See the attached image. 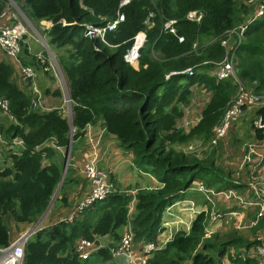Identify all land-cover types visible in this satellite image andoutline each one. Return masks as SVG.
Listing matches in <instances>:
<instances>
[{"label":"trees","instance_id":"obj_1","mask_svg":"<svg viewBox=\"0 0 264 264\" xmlns=\"http://www.w3.org/2000/svg\"><path fill=\"white\" fill-rule=\"evenodd\" d=\"M11 1L35 25L39 20L51 21L46 42L59 57L72 113L68 119L59 108L33 109L30 93L12 78L14 66L0 58V99L8 101L10 115L2 120V133L8 139L20 137L24 146L19 155L9 156L11 166L0 177V246L19 236L21 223L36 222L51 201L66 205L68 187L75 181L70 161L52 199L64 161L58 149H64L71 138L73 150V141L83 135L85 126L98 120L131 153L132 163L160 186H136L131 195L127 193L130 187L121 189L114 181L117 190L92 203L74 222L61 221L36 230L25 243L22 264H119L111 250L119 245L124 228L130 226L134 246L155 244L165 229L164 211L177 200L197 194L189 190L194 181L206 187L219 182L215 190L239 188L228 172L219 173L213 152L208 161H201L178 145L210 144L213 127L236 94L238 84L231 78L217 79L214 69L224 57L220 40L227 30L246 22L252 10L250 0H132L123 7L118 6L120 0H0V15ZM191 10L201 12L199 21L186 18ZM118 11L124 20L106 33L108 45L83 35L85 24L103 25ZM166 19H176V32L183 35V42L162 30ZM139 31L146 40L135 66L123 55ZM244 36L235 50L238 77L255 93H264V15L248 24ZM194 42L196 50L192 49ZM65 47L70 49L62 51ZM23 52L27 53L25 45ZM187 68L192 69L191 75L183 72ZM195 84L209 96L198 120L186 128L179 121ZM256 115L263 128H256L255 135L262 139L264 106L257 108ZM133 199L134 209L129 213ZM192 217L189 229L174 230L143 264H218L224 256L230 264H259L248 253L259 244L258 239L250 241L235 231L223 238L217 232L205 236L209 214ZM255 220L256 210L251 217ZM263 226L264 216L251 230L258 233ZM108 234L112 243L89 257L82 259L75 252L77 240L97 244L99 237Z\"/></svg>","mask_w":264,"mask_h":264},{"label":"built area","instance_id":"obj_2","mask_svg":"<svg viewBox=\"0 0 264 264\" xmlns=\"http://www.w3.org/2000/svg\"><path fill=\"white\" fill-rule=\"evenodd\" d=\"M132 0H120L119 7H123ZM250 5H253L254 10L250 12V15L247 17L246 22L239 24L233 29L227 30L225 35L220 40L221 45L224 47V57L222 60L216 63L214 69V75L217 79H233L238 87L240 84L245 86V83L241 81L238 77V66H237V57H236V47L244 39V33L248 27V24L255 19L260 18L264 15V0H250ZM150 16L152 13L149 14ZM5 11L0 15V52L4 54L7 58L10 59L13 66L17 68V73L21 79V82L27 84L30 82L32 86L31 97H32V107L33 109H42L43 111H49L53 108H49L46 105L41 103L42 95H39L37 89V76L34 68L31 65H24L20 62L19 56L22 50L20 41L22 35L26 33L25 28L22 24L16 22H6L4 19ZM201 12L196 10H191L186 13V18L192 21H199L201 19ZM9 18H15V15L12 14ZM124 20V15L121 12H117L116 17L112 20H107L103 25H93L85 24L83 35L89 38H97L102 43L108 45L106 41V33L114 31L118 24ZM176 19H166L162 23V30L164 32H169L174 34L177 37L178 42H183V35L177 34L176 32ZM146 40V35L143 31L137 32L132 38V44L123 55V59L132 65H137L138 59L140 58V49L144 46ZM49 56L48 66H44L45 71H52L53 75L61 79V76H58V66L55 62V57L52 51H50L49 46L46 44ZM94 48L97 47L94 45ZM197 42L192 44V49L196 50ZM189 75L192 74V69L187 68L183 71ZM241 81V82H240ZM20 82V85H21ZM247 86V85H246ZM22 87V86H21ZM25 89V88H23ZM262 95L255 93L250 87L241 88L237 94L230 100L222 118L220 121L213 127V133L210 143L217 144L218 141L222 140L229 130L232 128L233 124L237 119L242 115L244 109L254 108L264 104ZM63 115L68 119L71 117V106L72 101L67 95L64 98ZM8 112V101L6 99H0V125L2 120L9 118ZM186 127V126H184ZM252 128H263L261 119L259 116H256L252 120ZM24 146L22 139L20 137H14L11 139L6 138L0 128V177L11 166V160L9 156L11 154L19 155L23 150ZM255 153V149L252 145H249L247 154L245 155V161H251V154ZM83 172L85 178L88 181V188L86 192L79 197L73 207L70 209L68 214L62 216L58 222L72 223L78 217H80L83 212L92 205L97 200L103 199L109 194L117 190L116 184L107 170L100 168L96 165L93 159L87 160L83 164ZM10 177H12L10 175ZM250 188L253 190V195L251 197H244L240 195L235 188L215 190L213 188H207L202 183L194 181L189 190L193 189L194 191L200 192L204 195L206 203L202 205L195 204L192 200H185L186 203L190 205L186 207L190 211L192 216H195L201 212L209 213V219L207 220V225H210L216 219L221 217L219 211L214 210L215 201L217 199H222L225 202H230L234 200L239 206L243 208L253 207L256 208V220L251 221L250 223L254 225L259 217L264 216V173L257 174L256 178H253L250 182ZM123 190H121L122 192ZM136 192L135 188H131L127 191L128 194L134 195ZM134 202V199L131 201ZM130 213V209H129ZM234 214L235 212H229ZM57 223V222H56ZM164 225V224H163ZM30 229V228H29ZM29 229L20 234L15 240L10 242L6 246H0V264H22L24 256V246L28 238L33 233H28ZM209 234L210 231L205 229ZM259 234V244L254 247L252 257L256 258L259 264H264V226L257 233ZM170 236L166 239L164 244ZM159 238L157 237L155 244L154 243H143V248H140L142 253L149 254L154 250H157L162 247L159 244ZM105 247L101 246L100 243H95L94 241H88L83 238L77 240L75 245V252L82 259L87 258L94 252L97 248ZM135 246L133 244V234L130 229V226H126L123 230L119 245L116 248L111 250L113 257L121 256L124 258V261L128 264H143L146 260L142 259L140 262H136L133 252Z\"/></svg>","mask_w":264,"mask_h":264},{"label":"crops","instance_id":"obj_3","mask_svg":"<svg viewBox=\"0 0 264 264\" xmlns=\"http://www.w3.org/2000/svg\"><path fill=\"white\" fill-rule=\"evenodd\" d=\"M4 19L6 20V22L9 23L15 22L14 19L9 17L4 16ZM37 24L42 30V36L44 35L43 37L44 40L46 41L47 30L52 25L51 21L39 20ZM35 41H37L39 44L34 43L33 40H31L27 31L22 35V42L24 43L22 44V46L25 45L28 51L27 53L24 52L22 53L21 50L19 56L20 62L24 65H31L34 68L37 76V89L39 91V95L41 93L42 97L47 102L48 99L50 100L45 105L49 108H59L60 110L63 111V109L65 108L63 101L68 94L67 95L65 94L66 91L63 85L60 84V86L57 87L56 84L52 82L53 79L49 77V75L48 76L45 75L46 71L44 69L45 66L44 61L46 58L43 55V50H41V48L44 46L39 40H35ZM53 54L55 57L56 54L54 51ZM0 58L8 59L4 54L1 53H0ZM16 68L17 67L14 65V69L17 72ZM15 71L13 73L12 78L21 87L20 77L18 73L17 74L15 73ZM57 90L59 91V95L54 94V92ZM191 91H192L191 102L194 101V95L200 96L203 95L204 93L206 94L204 100L202 102H198L201 105L199 108V115L197 117L198 120L202 106L208 100L209 93L206 92L204 89H202V87L197 86L196 84L191 87ZM260 95H262L264 100V93H260ZM261 106H264V104ZM258 107L260 106H257L254 108V110H252V114L250 116L251 117L254 116L253 119L256 118L257 116L256 110ZM248 109H252V108H248ZM246 110L243 111L242 115ZM251 130H252L251 136L249 137L247 143L244 144L250 143V145H252V147L255 149V153L251 157V162H248L249 168L245 169L243 172L245 173L243 179L239 178V180H233L234 182H237L239 186V188L235 190L244 197H251L253 195L254 192L250 188V182L251 180H253V178H256L257 174L264 173V137L262 139H258L255 135V129H251ZM74 143H75V149L73 150L71 149L72 156H70L69 168L71 170L70 172L71 178L74 179L75 181L70 183L68 187L67 203L64 206L61 204L52 205L47 211V213L44 215V217L41 219V221L39 222L41 228L53 226L56 222H58V220L62 216L68 214V212L76 203V201L79 199V197L86 192L87 187L89 185L83 172V164L87 160L93 159L98 167L103 168L108 172H110L113 180L120 186L121 189L125 188V186L129 187L128 183H130V181L133 185V187L131 188H135V189L136 186L141 188H152V187L154 188L160 186V183L152 175L142 171L132 163L131 153L124 151L120 147L119 141L117 140L115 135L105 132L103 126V120H98L92 124L86 125L85 128L83 129V135L77 138L76 140H74L73 144ZM46 145L52 146L51 143H47ZM58 150L59 152H63V149H58ZM133 203L134 202H132V204L130 205V211H133L134 209ZM173 206H175V203L172 206L166 208L168 209L167 211L172 209ZM174 209L175 208H173L172 211H174ZM236 209L240 210L239 212L242 213V219L244 218L249 222L251 221V217L254 215L256 210V208L253 207H250L248 209V208H240L239 206L236 205L235 208L234 206H232V208L226 210V212H235ZM167 211L166 213H168ZM176 212H178V210ZM220 218L213 221L212 224L218 226V224L220 223ZM192 219L193 217H191L190 214L184 215L182 213L181 214L176 213L174 215V212H172V215L168 216L167 214L163 213V218H162L163 224L167 223V221L172 222V224L170 225H168L167 223L168 227L163 225L165 228L164 231L166 233L167 232L166 229H168V233H169L170 228H171L170 231L178 230V228H181L182 230L189 229ZM32 225L33 223H21L19 225V235L22 234L27 229L31 228ZM169 236L171 237V234H169ZM98 243H100L101 246H107L108 244L112 243V238L109 234L101 236L98 238ZM254 247L250 248V250L248 251L249 254H252ZM140 248H143V246L142 245L135 246L133 252V256L136 262H140L142 259L144 258L146 259L151 255V253L149 254L142 253ZM113 258L115 261L116 259H119V262L116 261L119 264H128L124 261V258H122L121 256H116Z\"/></svg>","mask_w":264,"mask_h":264},{"label":"rangeland","instance_id":"obj_4","mask_svg":"<svg viewBox=\"0 0 264 264\" xmlns=\"http://www.w3.org/2000/svg\"><path fill=\"white\" fill-rule=\"evenodd\" d=\"M251 6H252V11H253L254 10L253 5H251ZM4 11H5V17H10L12 14L15 15V18H13L15 20V22L23 25V27L25 28V30L29 34V37L31 38V40H33L34 43L39 44L35 40H39L42 43V45L44 47H42L41 50H43V55L46 58L44 61V64H45V66H48L49 56H48V50L46 47L47 42L44 40V37H43L44 35L42 36V30L40 29L39 25L38 24L35 25L30 20H28L25 17V15L22 13V11L12 1L5 8ZM20 44H21V46H22V44H24L22 42V39L20 41ZM48 49H50V48H48ZM69 49H70L69 47H65L62 49V51H67ZM50 51H52V50L50 49ZM52 53H53V51H52ZM58 58L59 57H56V55H55V62H57V66L59 69L58 76H61V79L56 78L53 75L52 71H50V72L46 71L45 75L46 76L49 75V77H51L53 79L52 82H54L57 87H59L60 84L63 85V87L65 88V91H66L65 94L67 95L68 91L66 88V82L64 79L63 71L58 64ZM8 60H10V59L8 58ZM15 73L17 74L16 71H15ZM20 82H21V79H20ZM21 86H22V88H25L26 92L31 93L32 86L30 85V82H28L27 84H24L23 82H21ZM244 87L249 88L250 86H248V85L244 86L243 84H240V86L237 88L236 94L241 88H244ZM40 95H41V93H40ZM205 96H206L205 93L203 95H200V96L194 95V101L191 102V100H190L191 105L189 102V105L185 106L184 116L182 117V119H180L179 125L186 126V128H188L189 126L193 125L197 121V117L199 115V108L201 106L200 103H198V102H202L204 100ZM191 99H192V96H191ZM49 101L50 100L48 99V102ZM48 102L42 97L41 103L43 105L47 104ZM254 108L248 109V110H246L247 108L244 109V110H246L244 112V114L237 119V121L233 124L232 128L229 130L228 134H226L225 137L221 141H219V143L217 145L212 146L211 143L210 144H208V143L207 144H201L199 142H196V141L193 142L192 141V142H189L187 144H180V145H178V147L187 153H192L195 157H197L201 161H208L210 158L211 152H213V157H214L213 163H214V166L217 167L219 173H222L223 175H225L226 172H228L230 174V178L232 180H239V178L243 179V176L245 174L243 172L245 169L249 168L248 162H251V161H245V155L248 152L250 143L249 144H244V143H247V141H248V139L252 133V130H251V129H253L252 128V120H253L254 116L251 117L250 115L252 114V110H254ZM249 110H251V111H249ZM0 128H1V125H0ZM1 131H2V129H1ZM73 149H75V143L73 144ZM245 149H246V152H245ZM244 152H245V154H244ZM243 154H244V156H243ZM253 154L254 153L251 154V157ZM237 173H238V175H237ZM128 184H129L130 188L133 187L131 181ZM202 184L206 187V185L204 183H202ZM218 184H219V182L216 183L214 186L216 187V186H218ZM214 186H207V188H213L214 189ZM126 187H128V186H125V188ZM57 193L53 197V200L57 196ZM190 193H194V190L191 189ZM185 200H192L197 205H202V204L206 203L204 195L201 194L200 192H198L197 194H194L190 198H186V199L183 198V199L177 200L175 202V206L172 207V209L175 208L174 211H172V209L167 211L168 209H166L164 214L171 216L172 212H174V215L176 213L177 214L182 213L184 215L190 214V216L192 217L193 213H191L190 211H188L186 209V207H188L190 204L186 203ZM53 204L54 203H52L51 206ZM236 205L239 206L234 200H230V202L227 203L222 199H217L215 201L214 210L219 211L221 214L220 223L218 224V226L215 224H212V223L210 225L206 224L205 229H208L210 231V233L208 234L205 230V236H209L211 233L217 232V233H219V237L223 238V237H227L228 235L231 234V232L235 231L238 235H242L250 241L255 240V239H260L259 234L255 233L251 230V227L253 225L249 221L245 220L244 218L242 219V213L239 212L240 210L236 209L234 214L226 212V210L231 209L232 206H234V208H235ZM239 207L243 208L241 206H239ZM249 208L250 207H248V209ZM177 210H178V212H176ZM166 211L168 213H166ZM208 219H209V217H208ZM34 223L35 222H33V225H34ZM167 223H168V225L172 224V222H169V221H167ZM167 223H164V225L166 227H168ZM14 227L15 226L13 225V228ZM40 228L41 227H40V223H39L38 226L35 228V231L40 229ZM179 229H181V228H178V230ZM170 230H171V228H170ZM170 230L168 233V229H166V231H167L166 233H165V231H163L158 235L159 236L158 242L160 245L164 244L166 239L169 237V234L172 235L174 233V231H170ZM15 233H16V231H15ZM241 251L243 252V250H240V252ZM229 253H234V250L230 249ZM90 260H92L94 262L93 258H91ZM116 261L119 262V259H116ZM230 263H231L230 259L227 256H224L223 258L220 259L218 264H230Z\"/></svg>","mask_w":264,"mask_h":264},{"label":"water","instance_id":"obj_5","mask_svg":"<svg viewBox=\"0 0 264 264\" xmlns=\"http://www.w3.org/2000/svg\"><path fill=\"white\" fill-rule=\"evenodd\" d=\"M71 146H72V140L71 138L69 139V142L67 144V146L63 149V154H64V161H63V168H62V175H61V179H60V182H59V185L57 187V191L56 193L58 192L62 182H63V179H64V176H65V173H66V170H67V167H68V163H69V159H70V151H71ZM122 194H125L124 192H121ZM53 199V198H52ZM52 204V201L51 203L49 204V206L46 208L45 212L40 216V218L38 220H36V222L34 223V225L29 229V232L28 233H33V231L35 230V228L38 226L39 222L41 221V219L44 217V215L47 213V211L49 210L50 206Z\"/></svg>","mask_w":264,"mask_h":264}]
</instances>
